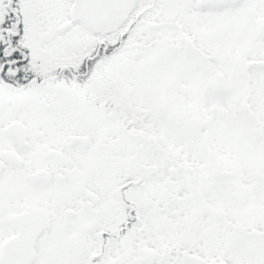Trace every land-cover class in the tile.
Wrapping results in <instances>:
<instances>
[{"label": "snow or ice", "instance_id": "snow-or-ice-1", "mask_svg": "<svg viewBox=\"0 0 264 264\" xmlns=\"http://www.w3.org/2000/svg\"><path fill=\"white\" fill-rule=\"evenodd\" d=\"M0 264H264V0H0Z\"/></svg>", "mask_w": 264, "mask_h": 264}]
</instances>
